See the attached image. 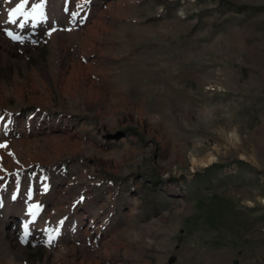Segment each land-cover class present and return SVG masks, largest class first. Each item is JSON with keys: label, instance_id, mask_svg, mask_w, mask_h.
<instances>
[{"label": "rangeland", "instance_id": "1", "mask_svg": "<svg viewBox=\"0 0 264 264\" xmlns=\"http://www.w3.org/2000/svg\"><path fill=\"white\" fill-rule=\"evenodd\" d=\"M18 3L0 264H264V0Z\"/></svg>", "mask_w": 264, "mask_h": 264}, {"label": "snow or ice", "instance_id": "2", "mask_svg": "<svg viewBox=\"0 0 264 264\" xmlns=\"http://www.w3.org/2000/svg\"><path fill=\"white\" fill-rule=\"evenodd\" d=\"M29 0H20V3L16 4V7L12 8L8 12V22L9 23H16V17L17 16H23L24 20L20 22L19 27H24L25 22L27 21L29 16L33 17V20H35L37 15L43 16L42 9L44 7V0H40L39 3L32 4L31 11L26 12L24 11L25 5L28 4ZM67 10V9H66ZM76 15V14H73ZM56 29L53 28L52 31H55ZM51 34V33H49ZM7 35L12 37L13 39H18L19 37L13 36L11 31L7 32ZM3 145H0L2 147ZM25 227H27L25 225Z\"/></svg>", "mask_w": 264, "mask_h": 264}, {"label": "bare ground", "instance_id": "3", "mask_svg": "<svg viewBox=\"0 0 264 264\" xmlns=\"http://www.w3.org/2000/svg\"><path fill=\"white\" fill-rule=\"evenodd\" d=\"M212 156V155H211ZM212 159V157H208V158H204V160H202V159H197V158H195V157H192L191 158V163H192V165L194 164L195 165V163H200V164H205V163H208V162H210V160Z\"/></svg>", "mask_w": 264, "mask_h": 264}]
</instances>
